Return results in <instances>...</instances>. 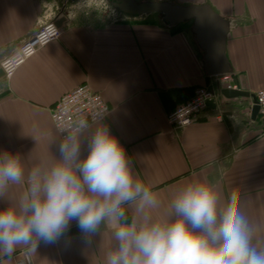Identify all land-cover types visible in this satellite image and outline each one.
Returning <instances> with one entry per match:
<instances>
[{
	"label": "crops",
	"instance_id": "1",
	"mask_svg": "<svg viewBox=\"0 0 264 264\" xmlns=\"http://www.w3.org/2000/svg\"><path fill=\"white\" fill-rule=\"evenodd\" d=\"M86 1L0 0V64L43 24L65 20L60 40L11 80L0 78V150L21 154L27 167L50 158L59 139L50 111L87 82L110 107L106 123L131 156L135 174L154 184L161 213L180 186L207 178L225 196L240 191L256 239L264 243V122L258 113L252 118L251 98L216 96L214 107L207 105L191 126L173 130L166 117L171 111L196 88H217L206 76L193 22L170 27L157 14L135 16L110 0ZM131 1L211 7L230 26L225 49L232 84L253 95L264 89V0ZM112 243L102 228L85 246L73 224L59 243H41L35 253L20 247L0 264H105Z\"/></svg>",
	"mask_w": 264,
	"mask_h": 264
},
{
	"label": "clouds",
	"instance_id": "2",
	"mask_svg": "<svg viewBox=\"0 0 264 264\" xmlns=\"http://www.w3.org/2000/svg\"><path fill=\"white\" fill-rule=\"evenodd\" d=\"M107 115L60 127L56 152L30 167L0 150V259L57 244L75 224L88 247L110 231L105 264H264L238 189L225 196L217 182L190 179L161 213L154 184L135 174Z\"/></svg>",
	"mask_w": 264,
	"mask_h": 264
},
{
	"label": "built area",
	"instance_id": "3",
	"mask_svg": "<svg viewBox=\"0 0 264 264\" xmlns=\"http://www.w3.org/2000/svg\"><path fill=\"white\" fill-rule=\"evenodd\" d=\"M63 30L56 26L53 21L43 24L38 31L16 50V52L3 60L0 64L1 71L7 80H11L21 66L35 56L41 49L51 44L53 41L61 39ZM217 84L216 87H199L195 89L193 97L184 104L177 106L168 114L167 121L173 130L179 131L191 126L198 115L207 108V102L216 98L217 89H237L232 84L231 75H221L211 77ZM259 115L264 122V89L255 93ZM99 112L110 113V107L104 98L95 92L89 83H83L72 91L64 94L52 107L51 119L54 129L59 136L58 129L67 125L78 117L91 119ZM108 115L106 118H108ZM19 264H26L20 262Z\"/></svg>",
	"mask_w": 264,
	"mask_h": 264
},
{
	"label": "water",
	"instance_id": "4",
	"mask_svg": "<svg viewBox=\"0 0 264 264\" xmlns=\"http://www.w3.org/2000/svg\"><path fill=\"white\" fill-rule=\"evenodd\" d=\"M113 8L121 12L135 15L147 16L151 14L160 15L163 22L176 27L181 23L192 21L193 33L196 42L205 51L204 67L206 76L214 77L231 73L226 56V40L230 30L229 23L217 14L211 7L203 6H179L169 2H144L135 4L131 0H110ZM65 20L55 22L56 26L62 27ZM4 76L0 70V78ZM220 98L227 100L237 98H251L253 101L252 118L259 113L256 97L253 94L234 89H221L218 92ZM208 106L214 107V102H207Z\"/></svg>",
	"mask_w": 264,
	"mask_h": 264
},
{
	"label": "rangeland",
	"instance_id": "5",
	"mask_svg": "<svg viewBox=\"0 0 264 264\" xmlns=\"http://www.w3.org/2000/svg\"><path fill=\"white\" fill-rule=\"evenodd\" d=\"M96 1L97 0H87L86 2H89L90 3L89 6H94V4H95ZM97 4H98V2H97Z\"/></svg>",
	"mask_w": 264,
	"mask_h": 264
}]
</instances>
